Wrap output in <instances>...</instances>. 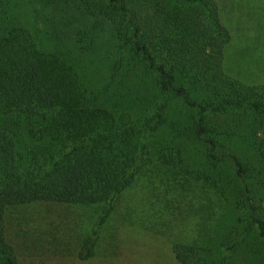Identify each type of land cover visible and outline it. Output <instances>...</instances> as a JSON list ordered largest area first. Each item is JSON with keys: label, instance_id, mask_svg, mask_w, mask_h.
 Wrapping results in <instances>:
<instances>
[{"label": "trees", "instance_id": "1", "mask_svg": "<svg viewBox=\"0 0 264 264\" xmlns=\"http://www.w3.org/2000/svg\"><path fill=\"white\" fill-rule=\"evenodd\" d=\"M232 35L217 0H0V264H19L12 209L98 208L87 260L141 185L220 202L214 229L173 242L181 264H264V85L227 73Z\"/></svg>", "mask_w": 264, "mask_h": 264}, {"label": "rangeland", "instance_id": "2", "mask_svg": "<svg viewBox=\"0 0 264 264\" xmlns=\"http://www.w3.org/2000/svg\"><path fill=\"white\" fill-rule=\"evenodd\" d=\"M217 2L233 32L225 57L227 73L247 84L264 85V0ZM182 114L189 119L188 110L182 109ZM198 148L202 146L193 144L189 152L196 154ZM204 160L199 170L223 183V168L217 171ZM147 189L136 186L114 202L112 215L102 226L97 254L87 260L78 253L83 238L97 228L98 208L40 202L12 209L7 234L19 264H181L173 242H192L207 230L204 224L214 229L222 212L220 202L208 203L194 195L172 208ZM229 213L222 220L225 228L235 220Z\"/></svg>", "mask_w": 264, "mask_h": 264}]
</instances>
